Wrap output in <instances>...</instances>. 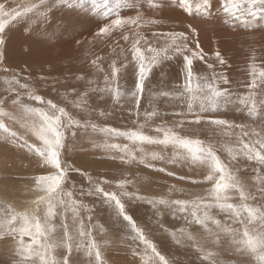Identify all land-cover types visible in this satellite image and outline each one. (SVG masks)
<instances>
[{
	"label": "snow or ice",
	"instance_id": "obj_1",
	"mask_svg": "<svg viewBox=\"0 0 264 264\" xmlns=\"http://www.w3.org/2000/svg\"><path fill=\"white\" fill-rule=\"evenodd\" d=\"M173 2L185 16L204 23L218 21L232 30L239 26L245 32H264V0ZM149 6L160 7L156 0ZM65 10L78 22L101 25L93 39L119 31L128 47L121 50L126 54L119 66L112 61L106 72L97 56L90 61V71L76 77L87 85L82 94L72 90L76 98L70 103L79 110L76 114L38 94L30 76L19 72L4 76L0 139L26 149L45 169V174L32 177L29 191L35 198L25 207L17 209L0 202V240L12 242L8 264H105L107 230L93 221L95 201L108 210L109 218L139 249L134 255L139 256L141 264L176 262L158 249L146 226L130 213L126 201L149 205L157 226L176 246L194 251L200 264H221L217 258L221 249L237 257L233 264H264V61L258 63L254 54L250 57L246 90L236 92L221 87L231 83L222 71L228 61L219 48L211 55L205 52L199 31L191 23L186 31H153L151 36L157 41L153 43L140 30L162 21L146 18L140 0H32L11 10L0 3V71L10 72L3 65L7 31L12 26L24 23L26 34L31 35L29 25L37 21L50 24L54 12ZM126 11L135 15H125ZM55 35L41 31L36 39L39 47L30 45L25 51L29 56L42 57L43 47ZM169 61H177L179 79L166 89L149 90L147 107L142 109L153 70ZM198 63L206 65L207 71H198ZM129 65L135 76L130 90L120 83L121 69ZM90 94L126 109L133 126L121 129L94 122ZM221 113L241 119H226ZM111 114L103 109L98 113L99 117ZM78 133L88 137L94 149L123 165L135 164L158 172H166L164 166L199 171L206 190L187 199L173 198L183 191L172 185L167 196L148 198L129 191L133 182L127 178L115 183L93 178L67 158L69 138L75 140ZM72 173L86 181L79 197H94L92 205L78 197ZM70 183L72 186L67 187ZM165 212L182 219L184 226L169 231L160 222Z\"/></svg>",
	"mask_w": 264,
	"mask_h": 264
},
{
	"label": "rangeland",
	"instance_id": "obj_2",
	"mask_svg": "<svg viewBox=\"0 0 264 264\" xmlns=\"http://www.w3.org/2000/svg\"><path fill=\"white\" fill-rule=\"evenodd\" d=\"M32 2V0H0L6 8L19 7L22 3ZM143 4V14L146 18H156L162 21L159 25H150L142 28L140 31L148 36L153 43L156 39L151 36L153 31L167 32L171 30L186 31V25L191 23L199 31V40L206 53L211 55L217 48L228 61L222 71L230 80L228 87L236 92H244V84L248 81L247 74L250 57L254 54L257 62L264 61V32H245L237 26L235 30L221 25L218 21L204 23L199 18L193 19L185 16L178 8L175 7L173 0H156L160 5L158 8H151V0H140ZM125 15H135L134 12L126 11ZM73 13L65 11H56L51 15V23L37 21L29 25L32 34H26V25L21 23L12 26L7 31V45L5 49L4 65L10 72L0 71V96L3 93V78L5 75L10 76L13 72L21 73V76H30L31 83L36 87L38 94L45 99H52L61 106H66L74 114L79 110L73 108L70 103L75 99L73 89L77 93H83L87 85L83 81H77L76 77L90 71V61L97 56L101 57L98 61L106 70L112 61H116L119 66L126 53L122 49L128 47L121 37L119 31L114 32L110 37H99L93 39L95 31L101 26L95 21L86 23L78 22ZM76 25L75 28L72 25ZM47 30L49 33L55 32L56 35L50 43H47L42 51L44 55L40 58L29 56L25 49L30 45L33 49L39 47L36 43L38 34ZM81 43L77 45L76 41ZM26 69V71H24ZM198 71H207L206 65L197 64ZM220 69L218 68V71ZM179 65L177 61L166 62L159 68L153 70L150 81L147 82L145 99L141 101L142 109L147 107V96L149 90L154 88H168L169 85L179 79ZM101 77L103 74H100ZM43 76L45 79L41 80ZM121 86L126 89L134 87V72L131 65L127 69H121L120 73ZM100 85L103 86L102 79ZM64 96L68 99L65 100ZM91 109V119L94 122L108 124L116 128H130L133 126L132 118L128 115L127 110L112 105L109 101H100L97 94H90L88 98ZM32 103L31 101H27ZM146 102V103H145ZM111 112L110 116L99 117L100 110ZM9 110H11L9 108ZM86 115V114H85ZM226 119H234L237 122L241 117L232 113L219 114ZM171 121V117H168ZM6 123H9L6 121ZM15 128V126H13ZM16 130H19L18 128ZM30 142L31 139H30ZM70 160L76 168L90 173L93 178H104L115 183V181L127 178L133 183L129 186V191L138 192L139 195L153 198L167 196L168 190L172 185L181 189L173 198L187 199L196 194H203L207 185L202 183V176L199 171L189 168H176L173 166H164L166 172H158L152 169L144 168L140 165H123L118 161L108 158V155L93 148L89 143L88 137L78 133L75 140L69 138ZM38 158L29 154L26 149L19 146H12L0 139V192L10 194L9 198H0V202L11 203L34 196L29 191L32 184V177L35 175L45 174V169L37 163ZM249 169V173H250ZM167 172H173L174 175H168ZM71 181L75 183V191L79 197V191L83 186L86 189V181L77 173L71 174ZM193 181H196L195 183ZM71 183L67 187H71ZM107 187V186H106ZM25 195V196H24ZM86 204L92 205L94 197H79ZM6 200V201H5ZM13 203H11L13 205ZM129 211L142 226H146L151 237L157 243L158 249L176 262V264H200L197 254L186 247L176 246L170 239L169 235L160 229L154 216L152 208L140 202L130 203ZM17 204H15L16 206ZM20 209L19 207H16ZM93 221L98 225H103L107 230L104 236L106 246L103 249L105 264H141L138 255L139 249H135L131 242L126 239L124 231L119 225L113 223L109 218L108 210L102 207L99 201H95V210ZM160 222L169 231L176 230L184 226V221L179 217L173 218L165 212ZM12 242L10 239L0 240V264H8L11 258ZM221 264H233L237 257L232 256L226 250L221 249L217 257ZM81 259L86 257L81 256Z\"/></svg>",
	"mask_w": 264,
	"mask_h": 264
},
{
	"label": "bare ground",
	"instance_id": "obj_3",
	"mask_svg": "<svg viewBox=\"0 0 264 264\" xmlns=\"http://www.w3.org/2000/svg\"><path fill=\"white\" fill-rule=\"evenodd\" d=\"M76 19V18H75ZM146 103V102H145ZM2 192V191H1ZM0 192V198L2 197H4V198H9V196H10V194H8V193H5V194H2ZM25 196V195H24ZM157 197V196H156ZM2 198H1V200H2ZM35 198V195L34 196H28L27 198H24V199H21V200H17V201H15V204H17L16 206H15V204L13 203L14 201H11V200H7V201H10L11 203H13V205L15 206V207H19L20 209H22L23 207H25L26 205H27V203L30 201V200H32V199H34ZM6 201V200H5Z\"/></svg>",
	"mask_w": 264,
	"mask_h": 264
}]
</instances>
